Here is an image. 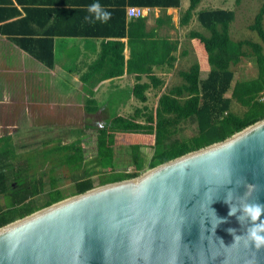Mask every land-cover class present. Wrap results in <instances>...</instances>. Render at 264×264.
Instances as JSON below:
<instances>
[{"label": "trees", "instance_id": "obj_1", "mask_svg": "<svg viewBox=\"0 0 264 264\" xmlns=\"http://www.w3.org/2000/svg\"><path fill=\"white\" fill-rule=\"evenodd\" d=\"M200 1L189 0V5L179 20L181 25H185L195 15L199 24L206 30L207 33L194 29L188 32V36L194 41L195 51L199 52V60L193 62L187 69L179 71L182 82L161 92L156 105L151 108L145 105L135 107L130 114L113 113L104 119L101 125L85 124L73 129L71 132L74 133V138L70 141L62 142L58 136L54 145L39 151L40 155L33 157L27 155L18 164L14 163L13 159L19 142L16 144L10 136L7 138L10 139L8 143L0 145V226L92 187L135 177L157 164L222 140L264 117L263 45L250 39H231L229 25L234 19V11L224 8L196 10ZM158 2L164 3L163 0L154 1L157 4ZM102 3L108 5L107 2ZM118 4L110 2L109 8H105L112 14L107 23L98 21L89 23L84 20L87 14L82 15L81 22H85V26L84 23L82 26L79 25L71 34L118 35L116 23L119 22L122 28H125L126 19L123 3ZM178 5L179 0H165V7ZM263 18L264 6H261L250 29L257 33L264 44ZM128 23V34L131 27L145 26L142 17L132 18ZM123 31L124 29L120 34H123ZM107 41L110 48L103 53V58L100 57L101 63L97 61L100 66L94 62L90 69L94 73L97 68L105 76L121 75L124 58L121 44ZM130 41L132 56L128 60V68L131 67L136 72V82L131 88V94L140 102H145L146 90L163 83L152 73L151 65L164 62L171 67L176 59L172 52L176 50L177 42L167 38L149 40L145 32ZM160 43H165L164 49ZM31 51L38 59L52 66L53 52L50 41H41ZM248 57L254 59L257 74L249 79L237 80L232 85L234 73L231 65ZM202 70L208 71L205 78L200 77ZM142 75H146L148 81H140ZM81 79L89 93L85 98V109L89 113H94L99 106L93 97V89L99 82L87 80L86 75L81 76ZM229 89L230 96H225ZM232 99L245 107L241 114L230 109ZM186 121L194 122L195 130L189 136H180L182 124ZM93 128L95 151L90 158H86L84 139L88 130ZM48 141L49 139H44L41 143L47 145ZM18 145L28 149L27 144ZM118 146L129 152L131 169L127 171L117 170L115 156ZM145 148L151 149L148 158L143 154ZM49 157L50 164L46 170L39 173L32 171ZM61 166L75 171L71 174L72 188L67 193L58 188L56 177L52 173L56 167ZM95 175L98 179L96 184ZM45 177L49 178L48 198L42 205H38L35 196L42 193L43 183H46Z\"/></svg>", "mask_w": 264, "mask_h": 264}, {"label": "water", "instance_id": "obj_2", "mask_svg": "<svg viewBox=\"0 0 264 264\" xmlns=\"http://www.w3.org/2000/svg\"><path fill=\"white\" fill-rule=\"evenodd\" d=\"M247 184L249 202L264 204V117L0 226V264H264V248L246 246L240 212L229 216L224 202L234 189L238 204ZM212 209L225 221L216 229Z\"/></svg>", "mask_w": 264, "mask_h": 264}, {"label": "crops", "instance_id": "obj_3", "mask_svg": "<svg viewBox=\"0 0 264 264\" xmlns=\"http://www.w3.org/2000/svg\"><path fill=\"white\" fill-rule=\"evenodd\" d=\"M150 1L153 3L150 4ZM154 1L156 0H0V143H3L2 139L10 136L13 140L11 129L17 128L18 123L13 125L11 121L20 122L17 118L20 110L27 113L45 109L48 111L58 106H72L75 104L74 100L81 97L84 98V104L77 105H83L86 111L85 98L89 93L83 86V75L87 76V80L99 82L93 89L94 98L95 93L98 96L102 89L108 92L113 90L112 96L118 98L116 102L124 96L133 97L131 88L136 82V72L133 68H128V60L132 56L130 40L144 32L149 40L167 38L177 42L176 50L172 52L176 59L171 67L164 62L151 65L152 73L163 81L158 73H170L179 56L187 55L189 41H186V33L191 30L188 24L192 23V18L185 25L179 23L189 0H179L178 6L169 7H165V0L158 4ZM204 1L201 0L199 5ZM97 2L104 8H109L110 2H117L118 5L123 3L126 12L125 28L117 22L115 29L119 32L118 35L71 34L79 25L84 23L85 26V22H81L82 15H88L87 6ZM102 2H107L108 5ZM131 6L143 10L139 17L144 19L145 26L131 27L128 34V22L136 18L127 13ZM209 8L211 7H197L196 10ZM122 29L124 33L120 34ZM46 40L50 41L52 47V66L38 59L31 51L41 41L47 42ZM107 40L121 44L124 56L121 75L105 76L97 68L94 73L91 70L94 62L100 66V57L103 58V53L110 48ZM160 44L164 49L165 43ZM132 45L135 46L133 42ZM105 60L107 63V59ZM58 78L71 83L72 88L68 90L63 84L56 86L53 82ZM140 81H148V77L142 75Z\"/></svg>", "mask_w": 264, "mask_h": 264}, {"label": "rangeland", "instance_id": "obj_4", "mask_svg": "<svg viewBox=\"0 0 264 264\" xmlns=\"http://www.w3.org/2000/svg\"><path fill=\"white\" fill-rule=\"evenodd\" d=\"M201 2V1H200ZM199 5V4H198ZM264 6V0H205L202 5L197 6L198 8H224L231 9L234 11V19L229 25V35L233 40L240 39H250L254 42H260L263 45L261 39L257 33L250 29V25L254 21V17L258 12L259 8ZM209 8V9H211ZM197 9V8H196ZM262 25L264 28V18L262 20ZM189 29H198L204 33H207L205 29L199 24L196 16L192 17V23L188 24ZM187 28V30H189ZM186 41H189L187 45V55L179 56L178 62L174 63L175 67L171 68L170 73H158V75L163 79V83L157 87H150L146 90L147 100L145 102H140L134 97L124 96L122 100L115 101L118 98L112 96L114 94L113 90L108 92L106 89L99 91L98 96L95 93L96 100L99 109L94 113H88L84 110V98H76L75 104L72 106H58L52 107L51 110H40L34 112H25L20 110L18 113V119L20 122L12 120V124L18 123L17 128L11 129V134L13 135V142H20L18 144H24L28 146V149L21 148L17 143V149L15 150V157L13 159L14 163L18 164L21 162L25 156H35L40 155L42 149L48 148L54 145L56 142L55 138L60 137L62 142L70 141L74 138V133L71 131L82 127L85 124L91 125H101V123L113 113L130 114L135 107L147 106L148 108L153 107L157 103L158 96L161 91H167L174 84L182 82V78L178 74L179 70L187 69L193 62L199 60V52L195 51L193 47L194 41L186 33ZM248 49V48H247ZM249 50V49H248ZM231 69L234 73L231 84L233 85L237 80L249 79L255 77L257 74V67L255 61L252 57L244 58L237 64L231 65ZM207 75V71L203 70L200 73V77L204 78ZM56 86L63 84L66 85L68 90L72 88L71 83L65 81L64 79H57ZM65 89V88H64ZM109 94V96L107 95ZM231 89L225 92V96H230ZM111 101V103H110ZM61 105V104H60ZM230 109L238 114H241L245 107L239 104L236 100L232 99L230 104ZM25 112V113H24ZM183 130L179 132L180 136H189L195 130V123L191 121H186L182 124ZM67 131L69 133H67ZM49 139L47 145H42V140ZM10 139H2L3 145L8 143ZM1 142V140H0ZM84 150L86 158H90L95 151V129H89L88 133L84 139ZM149 148L144 149V156L148 158L150 155ZM8 156V155H7ZM51 157V156H50ZM50 157L46 161H41L38 168L32 170L34 173H39L46 170L49 166ZM116 167L117 170L123 172L131 169L130 155L125 148L117 147L116 151ZM41 160V159H40ZM75 171H70L68 167L61 166L56 167L52 172L56 177V184L58 188L67 193L71 190L73 185V178L71 174ZM46 183H43V191L39 195L35 196V202L38 205H42L47 197V192L49 191V178L45 177ZM94 183H98L97 175L94 176ZM8 202V200L5 198Z\"/></svg>", "mask_w": 264, "mask_h": 264}, {"label": "clouds", "instance_id": "obj_5", "mask_svg": "<svg viewBox=\"0 0 264 264\" xmlns=\"http://www.w3.org/2000/svg\"><path fill=\"white\" fill-rule=\"evenodd\" d=\"M88 15L84 17V20L89 23H107L108 20L111 18V12L107 11L101 4L92 3L87 6ZM233 181L231 178L228 179L227 184H231ZM237 186L240 185L239 182L236 184ZM247 191L244 193L243 196H238L237 199L239 203H233V194L234 189H228L227 194L224 198V202L229 205V216L236 215L237 212H240V215L237 216V220L240 222L242 226H245V232L243 234V238L245 241L246 246L251 244L254 245L255 249L259 250L264 248V219H261V216L264 215V204H261L256 201L249 202L247 197L251 195V191L254 190V186L250 184L246 185ZM216 216V227L220 224L225 222L224 218ZM227 231L233 235L234 240H238L241 237L236 235V229L228 228ZM222 240V239H221ZM223 241V240H222Z\"/></svg>", "mask_w": 264, "mask_h": 264}, {"label": "built area", "instance_id": "obj_6", "mask_svg": "<svg viewBox=\"0 0 264 264\" xmlns=\"http://www.w3.org/2000/svg\"><path fill=\"white\" fill-rule=\"evenodd\" d=\"M127 13L131 17H139L143 14V10L139 7L131 6L128 8Z\"/></svg>", "mask_w": 264, "mask_h": 264}]
</instances>
